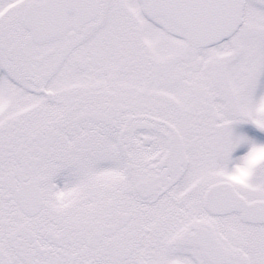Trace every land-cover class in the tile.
<instances>
[{"label": "snow or ice", "instance_id": "6c2138e0", "mask_svg": "<svg viewBox=\"0 0 264 264\" xmlns=\"http://www.w3.org/2000/svg\"><path fill=\"white\" fill-rule=\"evenodd\" d=\"M0 264H264V0H0Z\"/></svg>", "mask_w": 264, "mask_h": 264}]
</instances>
